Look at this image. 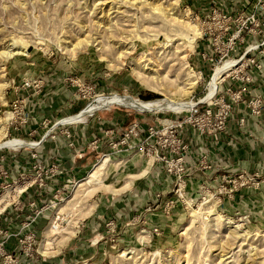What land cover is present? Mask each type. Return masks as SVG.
I'll return each mask as SVG.
<instances>
[{"label":"rangeland","instance_id":"1","mask_svg":"<svg viewBox=\"0 0 264 264\" xmlns=\"http://www.w3.org/2000/svg\"><path fill=\"white\" fill-rule=\"evenodd\" d=\"M104 1L0 0V52L7 43L25 49L24 54L0 63V168L6 149H33L38 153L31 173L25 169L14 182H0V229L12 235H0L1 253L12 254L18 264H264V166L257 171L256 189L247 185L231 193L229 187L213 186V178H205L199 187L191 188L188 172L181 178L169 175L165 168L168 157L155 161L157 139L149 136V128L161 130L153 121L172 118L168 111L141 114L126 100H119L108 109L105 106L106 109L93 110L97 99L115 95L140 103L199 99L214 65L203 55H212L214 41L226 43L236 30L238 15H248L251 11L247 10L257 0H241L239 4L246 3L241 12L238 3L231 2L230 8L235 11L225 13L230 16H226L230 18L228 23L213 22L209 18L211 12L200 15L206 6L225 15L222 11L226 3L222 0H147L143 6L139 5L140 0L134 5L133 0H114L118 13H113L114 8L111 14L101 15L109 6ZM152 8L162 10L167 17L162 19ZM258 17L264 20V11ZM97 21L103 28H97ZM196 26L200 34L191 47H186L184 36L192 37ZM226 28L229 31L225 32ZM85 35L98 36L99 45L76 52L68 49L67 43H76ZM127 48L129 53L122 62L118 55ZM178 50L186 55L184 61L177 60ZM213 57L218 59L217 54ZM148 59L161 65L157 91L142 84L139 76L148 75L135 69L137 63ZM67 72L65 81L72 86V95L84 103L80 111L89 105L80 114L93 111L82 122L72 124L63 122L80 111L66 113L64 107L63 112L56 111L52 116L30 117L26 99L41 93L42 78L56 82L61 80L59 75ZM188 75L195 78L196 84L190 94H184ZM18 87H23L28 95L8 102V96ZM147 95L158 98H145ZM22 100L25 102L20 103ZM113 113L129 115L122 129L112 124ZM96 118L106 127L97 126L103 134L97 140L103 139L104 148L92 157L84 175L76 179L65 177L58 153L46 157L47 147L52 144L59 152L63 139L72 142L67 130ZM30 121L37 126L31 139L16 138L14 133L24 130L21 127L30 125ZM134 124L138 136L132 145L138 147L112 151L111 144ZM14 140L36 146L5 145ZM146 142L149 145L144 144L141 149L139 145ZM104 157L109 159L101 178L105 186L85 195L84 191L92 189L93 184H85L84 180ZM148 161L150 166L141 175ZM35 171L39 173L33 185L35 193L20 202V192L37 177ZM6 177L0 175V179ZM82 182L81 196L72 200ZM24 183L25 188L18 192ZM243 190L254 194H239ZM76 200L78 203L74 204ZM6 206L9 208L4 209ZM8 212L11 213L7 216ZM225 218L239 225L238 233H247L246 240L235 239L237 233L225 228ZM25 222L30 223L28 228L23 227ZM29 231L36 234L30 247L31 257L27 252L29 241L25 239ZM3 263L0 255V264Z\"/></svg>","mask_w":264,"mask_h":264},{"label":"crops","instance_id":"2","mask_svg":"<svg viewBox=\"0 0 264 264\" xmlns=\"http://www.w3.org/2000/svg\"><path fill=\"white\" fill-rule=\"evenodd\" d=\"M222 1L226 3V8L223 7V13H233L235 11L230 8V6H232L231 2H233V4L236 2L238 3L237 7L239 12L246 7V3L239 4L241 0ZM244 1L248 2L249 0ZM210 12L211 8L206 6L200 15H206ZM259 62L264 68V57L259 58ZM249 74L253 76L255 80L254 85L250 92L247 95H244L243 101L233 107V114L227 123L225 132L217 135L214 138L215 140H213L208 137H201L193 130L185 129L182 140L189 145V152L186 155V161L187 172L190 175L189 185L191 188L195 186L196 188L199 187L205 178H213L211 183L213 186H217L218 182H216V179L225 173H252L255 171H261L260 168L264 166V108L259 116H253L249 113V108L246 104L247 100L253 96L259 94L264 95V69L260 73L250 71ZM68 75V72L59 75L61 80H57L56 82L52 80L49 82L50 78L47 77L42 78L44 87L41 93L36 97L34 95H29L26 99L27 110L30 113V117L36 116L43 118L52 116L56 111L63 112V107L65 108L64 110L66 113H78L80 109H82L84 103L78 101L72 95V86L65 81V77ZM19 84L21 85L22 83L20 82ZM230 84L231 82L227 81L224 84V87H227ZM11 94L12 95L8 96V102L15 99L21 100L28 95V92L24 90L23 87H18V89L14 88ZM34 101L36 105L34 104ZM128 116V114L113 113L112 124H115L118 128L122 129L124 126L123 123H125L126 120H129ZM241 120L243 121L241 122ZM64 124L72 123L65 122ZM102 124L103 123L101 122L97 123L96 118L90 121L87 125L70 128L67 130V133L72 137V142L71 140L65 141L63 139L59 152L55 151V149L52 148V144H50V146L47 147L46 157L50 158L53 154L55 155L58 153V161L59 163L62 162L61 169L63 170V175L65 177L73 176L75 179L81 177L91 164L90 161L92 157L97 155V152L104 148L103 139L97 140V138H100V136L103 135L100 129L98 130L99 127L97 128V126H100L102 129L106 128ZM21 128L24 130H17L14 133L16 134L15 137L18 139H26L27 137L31 139V136L35 134L37 130V126H34L31 121L30 125L22 126ZM2 133H4V124ZM14 141L24 143L26 144L25 146H30L31 148L32 146H36L35 143H26L21 140ZM70 144H72V146H70ZM6 150L7 151H4V155L1 159L3 160L2 165L7 172L8 178H1V183L11 182L12 180L14 182L19 175L24 173L25 169L29 170L30 173L32 172V165L37 162V158H33V155L37 156L38 154L36 150L33 151V149H29L21 151L20 148L17 150L11 148ZM79 155H81V157H79ZM203 155L207 158V162L210 166L209 169H203L199 164L201 156ZM207 175L208 177H206ZM34 188H31L24 193L20 202H22L23 199H26V197L33 196L35 193ZM40 193L41 192H39L38 196H40ZM239 194L249 195L254 194V192L243 190ZM238 199H240V196L237 197L236 200ZM10 213L11 212H8L7 216L10 215Z\"/></svg>","mask_w":264,"mask_h":264},{"label":"built area","instance_id":"3","mask_svg":"<svg viewBox=\"0 0 264 264\" xmlns=\"http://www.w3.org/2000/svg\"><path fill=\"white\" fill-rule=\"evenodd\" d=\"M262 11H264V0H257L248 15H245V13L238 15V19L235 20L237 24L236 30L226 39V43H217V41H214L212 55L215 56L217 54V60H214L215 57L212 58L210 52L203 55V57L205 56L209 61L214 63L210 79L218 67H222L226 62L232 63V67L228 68L224 73L222 79L217 83L212 95L206 98L208 94L207 83L199 99L191 98L187 101L190 104L188 108L179 111H166L172 115V118H167L164 121H153L154 125L161 126V130L155 131V128H149V136L157 139L156 145L158 152H155V161L159 162L168 157L165 168L169 175H178V177L181 178L187 172L186 155L189 152V145L182 140L185 129L193 130L201 137H208L215 140L214 138L217 135L225 132L227 123L233 114V107L243 101L244 95H247L254 85L255 80L249 72L254 71L260 73L263 71L264 68L259 62V58L264 57V20L258 17L259 12ZM226 16H229V14L221 15L218 11L212 10L211 17L209 16V18H211L213 22L222 20L223 23H228L230 22V16ZM227 31H229V28L225 29V32ZM227 81H230L231 84L224 87ZM24 86L29 87V84L25 83ZM23 102H25V100H22L20 103ZM246 104L251 115L259 116L264 108V95H255L247 100ZM88 106L89 105L76 115H79ZM139 113L153 114L150 111ZM242 121L243 120H241V122ZM136 128L137 125L134 124L132 127L126 129L119 140L111 144L110 149L112 151H120L121 149L126 151L133 147L137 148L138 146L132 145V140L134 137L138 136V133L135 131ZM69 136V133H67V137ZM144 144L147 146L149 145L148 142L140 144L139 146L141 149H143ZM70 146H72V144H70ZM12 149L17 150L19 148ZM79 157H81V155H79ZM33 158H36V156L33 155ZM199 164L203 169L210 168L207 158L204 155L201 156ZM53 169L54 166L50 169L51 173H53ZM33 170H36V167H33ZM35 173L37 175L36 179L20 192L21 195L33 188V185L36 184L39 173L37 171H35ZM0 175H7L4 168H0ZM258 178L259 172L257 171L249 174L246 172L232 175L225 173L216 179V182L221 184V187H229V192L232 193L234 190L247 185H250L253 189L258 188ZM38 185L41 187L43 186L42 184ZM182 185L183 187L185 186L184 180L182 181ZM225 187L223 189H225ZM13 206H15L17 210V205L15 204ZM6 208L7 206L4 209ZM29 226V222L23 224L24 228H28ZM2 234L8 238L12 237V235H9L11 233L8 234L7 231L4 232L3 229H0V235ZM13 236L20 238L18 234H13ZM35 238L36 234L34 232L29 231L26 233L25 239L29 241L27 252L30 257L33 253L30 249L32 246L31 243ZM0 255L3 259V264H18L17 259L13 258L12 254L6 252L1 253L0 251Z\"/></svg>","mask_w":264,"mask_h":264},{"label":"bare ground","instance_id":"4","mask_svg":"<svg viewBox=\"0 0 264 264\" xmlns=\"http://www.w3.org/2000/svg\"><path fill=\"white\" fill-rule=\"evenodd\" d=\"M145 1H147V0H144V1L140 0L139 5L141 6V4H142V6H143ZM131 2H132V4L131 3L130 4L134 5V3H136L137 1L133 0ZM104 3L109 5L108 6V10L107 11L103 10L102 13L100 12L101 15H104L105 13L107 15L111 14L112 10L115 8L114 7L115 1L114 0H105ZM136 6H135L136 9L139 10L138 4H136ZM116 9H119V8H115V11L113 13H118V10H116ZM155 10L157 12H154V13L158 14L157 16L162 17V19L167 17L162 10H159L157 8H154V9L152 8V11H155ZM98 22L99 21H97V28H101L102 27V23H100V22L98 23ZM191 34H192V37H188V35L186 37L184 36V39H186L185 40V45L187 44L186 47H191V43L193 42V40L200 34V29L197 26L194 27ZM89 37H90L89 35L88 36L85 35L84 38L77 39L76 43H67L70 46V47H68V49L71 50V51L76 52V50L83 49V48H85L87 46H92V45L98 46L99 45V41L97 39L98 36L97 37L94 36V37H91V38H89ZM3 47L4 48L0 52V63L2 61H6L7 59H10V58H12L14 56L21 55V54L25 53V49L17 48L15 46V43L14 44L13 43H11V44L7 43V45H5ZM163 47H165V46H163ZM166 48L167 47H165V49ZM129 50L130 49L127 48L125 51L120 52V54L118 55V58L121 59L122 62L125 61L126 56L129 53ZM173 53H175V52H173ZM176 53L178 54L177 57H176L177 60H179V61H184L185 60L186 55L182 53V50H178V52H176ZM132 65L135 66L134 63ZM136 66H137V68L135 67V69H137L138 71L143 72V74L146 73L148 75L147 77L139 76V80L142 82V84H145L146 86H148L150 90L157 91L156 85L159 83V81H161V74H159V71H161L162 69H161L160 63L157 62V61H154V60L152 61L151 59H148V60L142 61L141 63L140 62L137 63ZM230 67H232V63L226 62L222 67H218L215 70L214 75L212 76V78L208 82V94H207L206 98H209L212 95V93L214 92V90L216 88L217 83L222 79L224 73ZM149 75H151V77ZM188 77L190 79L186 80L187 84H186V88H184V94H190L192 92V90H193L194 85L196 84L195 83V78H192L193 76L190 77L188 75ZM2 88H3V86H0V91L2 90ZM119 100H126L131 108H134V109H136L139 112H143V111H150V112L179 111V110H183V109L188 108L189 105H190L188 102H181V101H177V100H168V101L155 100V101H151V102H147V103H140V102H137V101H133V100L129 99L128 97H122V96L115 95V96H110V97H101V98L97 99V101L95 102V106H94L96 109H93V110H97V108H102V110L106 109L109 106H111L112 104H117L119 102ZM105 106H107V107L105 108ZM93 110L90 111L88 109V110L85 111L86 114H83L84 116L79 114V115H76L74 117H71V118H68V119L64 120L63 123H65V122L66 123L82 122L83 119L85 118V116H88L90 114V112H92ZM5 145L8 146V147H13V146L14 147L15 146L21 147V146H25L26 144L19 143L17 141H12V142L5 143ZM1 146H4V145H1ZM108 162H109L108 157H104V158H102V160L98 164H96L91 169L88 177L84 180V183L85 184H91V185L93 184V187H92V189H89V190L86 189L84 191L85 195L86 194L90 195V194L94 193L97 189H99V188L101 189L102 186H105L103 184L101 178L103 176V174H102L103 173V169H104V167H106L108 165ZM149 166L150 165H149V161H148L147 164H146V167L142 171L141 175H144V173L147 172ZM84 183L82 182V183H80L78 185V189H77V191L75 190L76 193L72 197V200L76 199L77 196L80 195V192L84 190L83 189ZM25 186H26V183H24L20 187L18 192H20L21 189H23ZM126 187H124V188H126ZM80 201H81V199H80ZM77 203H78V201L76 200L74 202V204H77ZM223 224H224V226H225V228L227 230L237 233L235 235V239L246 240L247 233L246 234L238 233V231L240 230L239 229V225L238 226L234 225V222H232L231 220L226 219V218L223 220Z\"/></svg>","mask_w":264,"mask_h":264},{"label":"trees","instance_id":"5","mask_svg":"<svg viewBox=\"0 0 264 264\" xmlns=\"http://www.w3.org/2000/svg\"><path fill=\"white\" fill-rule=\"evenodd\" d=\"M149 96H150L151 99H153V98H154V99H155V98H158V97H156V95H147V96H145V98H146V97H149ZM140 97H141V94H140Z\"/></svg>","mask_w":264,"mask_h":264}]
</instances>
